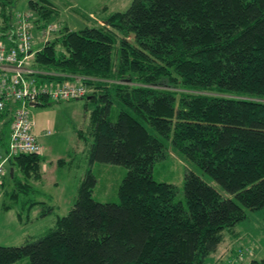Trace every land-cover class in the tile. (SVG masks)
I'll list each match as a JSON object with an SVG mask.
<instances>
[{"label":"trees","instance_id":"1","mask_svg":"<svg viewBox=\"0 0 264 264\" xmlns=\"http://www.w3.org/2000/svg\"><path fill=\"white\" fill-rule=\"evenodd\" d=\"M16 1L0 0V33L9 29ZM25 8L42 29L56 13L48 0H26ZM100 21L56 27L31 61L41 77L82 76L88 88L119 80L116 119L101 94L87 129L93 140L78 132L89 165L125 167L118 202L91 196L88 167L68 212L41 235L0 244V264L23 257L29 264H208L247 210L264 209V0H131ZM10 116L7 106L0 140L9 136ZM159 136L224 192L186 169L184 199L176 200V187L152 176L167 151ZM42 160V152L8 159L11 196L35 192L29 178L39 180ZM246 264H264V254Z\"/></svg>","mask_w":264,"mask_h":264},{"label":"rangeland","instance_id":"2","mask_svg":"<svg viewBox=\"0 0 264 264\" xmlns=\"http://www.w3.org/2000/svg\"><path fill=\"white\" fill-rule=\"evenodd\" d=\"M48 1L56 9V13L50 20L52 22L49 23L59 28L67 24L72 29H78L85 25H101L103 24L100 21L102 17L112 13V11H123L131 2V0ZM16 2L18 4L17 10H28V8H25L26 0H17ZM27 12H30V10ZM30 13H32V10ZM37 28L33 25V49L40 45L39 43L44 42L45 36L48 37L47 40L54 37L51 33L44 36L42 28ZM114 45H116V40ZM114 51L115 47L112 52L113 57ZM31 65L32 67L35 66L34 62H31ZM83 82L87 88L86 91L94 92L97 95L96 100L92 101L86 96H81V98L58 101L47 99L44 102H37L35 105H28L30 116L34 121L33 129L36 140L42 146V164L45 165L42 172L43 181L38 185L41 191L37 196L34 194L33 198L43 200L49 205L52 204L54 210L48 216L41 217L35 214L40 211V207L30 208L28 222H25L27 203L34 200L28 198L26 199L27 202H22L23 200L20 199L23 198L22 192L12 197L6 193L3 196L0 195V205L8 203L12 205L13 211L18 208L23 212L22 224L18 227H14L15 225L11 221L8 222L6 227L0 226V242H2L0 244L18 245L24 242L27 234L41 235L46 229L52 227L54 220L70 209L75 199L78 184L84 177V172L88 167H90L91 173L95 177V185L92 188L91 196L102 202H118L117 189L119 182L126 174L125 167L121 164L98 161L89 165L87 162V146L84 139L78 137V132L85 133L86 138L90 140L88 142L93 140L87 129L89 128L90 112L96 104L100 103L99 95L101 94H108L111 105L107 114L111 120L116 119V113L122 106L114 98L113 84L119 82V80L108 79L107 84L105 82V87L100 86L97 82H92L90 88L87 86L89 84ZM164 84L163 87L172 89L170 85ZM148 129L151 132L154 131L149 126ZM7 139L8 136L4 135L0 140V150H3V145H6ZM162 140L167 147V151L163 159L153 163L152 176L155 180L172 183L176 187V200L184 199L182 186L186 169H192L217 190L224 192L206 173L197 168L191 161L182 157L177 150H174L169 141L164 138ZM61 158H63V161L58 164L57 159ZM5 192L8 193L9 189ZM13 198L16 199V203L20 208L15 206ZM0 210H2L1 207ZM3 212L0 211V219ZM246 212V217L243 220L238 221L235 226L230 228L231 230H226L225 239L218 244L217 250L208 257V264H246L250 258H258L264 254V209L258 208ZM7 214L13 215L10 212ZM21 234L22 237L19 239ZM21 259L15 264H29L27 257Z\"/></svg>","mask_w":264,"mask_h":264},{"label":"built area","instance_id":"3","mask_svg":"<svg viewBox=\"0 0 264 264\" xmlns=\"http://www.w3.org/2000/svg\"><path fill=\"white\" fill-rule=\"evenodd\" d=\"M13 15L9 29L0 33V114L7 106L11 114L8 144L0 153V183L10 157L20 153H41L28 107L30 102L35 103L42 97L55 101L81 98L87 92L82 76L55 80L37 75L40 71L31 65L35 51L31 15L21 9L14 11ZM56 27L47 23L42 29L44 36L55 31ZM47 38L45 36L44 40Z\"/></svg>","mask_w":264,"mask_h":264},{"label":"crops","instance_id":"4","mask_svg":"<svg viewBox=\"0 0 264 264\" xmlns=\"http://www.w3.org/2000/svg\"><path fill=\"white\" fill-rule=\"evenodd\" d=\"M41 152H42V146H41ZM42 162H43V160L40 162V164H41V168H40V175H41V177L39 178V180H35V179H33V178H29L30 179V182H31V184H32V186L34 187V190H35V192H27V193H22V197L23 198H20V199H22L23 201L22 202H27V200L26 199H28L29 198V200H31V199H33L34 201H28V203H27V206H26V208H25V210H26V212H25V214H26V217H25V222H28V216H29V209L30 208H34V207H40V211H35L36 213V215L37 216H43V217H46V216H48L49 214H51L52 213V211L54 210L53 208V205L51 204V205H49V204H47L45 201H43V200H37V199H35V198H33V195L35 194L36 196H37V194H39V192L41 191L40 190V188L38 187V185H39V183L41 184L42 183V181H43V175H42V172H43V170L45 169V165L44 164H42ZM6 165H7V163H6ZM7 167H9V165H7ZM10 168H12V167H10ZM13 170V169H12ZM11 182H10V180H7L6 179V177L4 178V184L2 185V186H0V195H5V193L6 194H8V196H11V194H10V192H5L6 191V189L8 188L9 190H10V186H11V184H10ZM12 197V196H11ZM13 202H15V206L17 207H19L20 208V206L16 203V199H14L13 198ZM30 204V205H29ZM12 205H10V204H8V203H2L1 205H0V207L2 208V210H0V211H4L3 213H2V215H1V219H0V226H2V227H6L7 226V224H8V222H12L15 226L14 227H18L19 225H21L22 224V210L21 209H18L17 208V210H12V207H11ZM47 207H50V211H48V212H46V214H43L42 215V212H44V209L45 208H47ZM11 213V214H13V215H10V214H7V213H9V212ZM55 222H56V220H54ZM54 222V223H55ZM26 234V233H25ZM27 236V237H26ZM25 237V240H27V239H30V237H34L35 235H32V234H27ZM37 236V235H36ZM20 237H22V234L21 235H19V239H20ZM24 240V241H25ZM0 243H2V242H0ZM20 260H22V259H20ZM17 262V261H16ZM16 262H14V264L16 263Z\"/></svg>","mask_w":264,"mask_h":264},{"label":"water","instance_id":"5","mask_svg":"<svg viewBox=\"0 0 264 264\" xmlns=\"http://www.w3.org/2000/svg\"><path fill=\"white\" fill-rule=\"evenodd\" d=\"M31 105H35L34 102H30ZM10 172H12V168H10Z\"/></svg>","mask_w":264,"mask_h":264}]
</instances>
